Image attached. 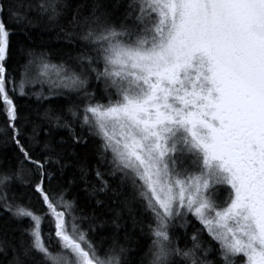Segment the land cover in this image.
Wrapping results in <instances>:
<instances>
[{
    "label": "snow or ice",
    "instance_id": "obj_1",
    "mask_svg": "<svg viewBox=\"0 0 264 264\" xmlns=\"http://www.w3.org/2000/svg\"><path fill=\"white\" fill-rule=\"evenodd\" d=\"M0 116V264H264V0H0Z\"/></svg>",
    "mask_w": 264,
    "mask_h": 264
},
{
    "label": "trees",
    "instance_id": "obj_2",
    "mask_svg": "<svg viewBox=\"0 0 264 264\" xmlns=\"http://www.w3.org/2000/svg\"><path fill=\"white\" fill-rule=\"evenodd\" d=\"M47 39V37H45ZM20 105L25 106L27 104H34L35 103V98L34 97H21L17 101ZM0 127H3V117L0 116ZM45 231H47V225H44Z\"/></svg>",
    "mask_w": 264,
    "mask_h": 264
}]
</instances>
